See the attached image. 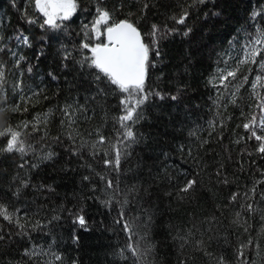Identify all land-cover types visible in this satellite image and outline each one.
I'll list each match as a JSON object with an SVG mask.
<instances>
[{
    "label": "trees",
    "instance_id": "obj_1",
    "mask_svg": "<svg viewBox=\"0 0 264 264\" xmlns=\"http://www.w3.org/2000/svg\"><path fill=\"white\" fill-rule=\"evenodd\" d=\"M145 2L149 8L138 24L142 33H148L153 23L182 31L184 26L175 24L170 17H178L185 8L190 13L187 23L193 31L188 37L175 35L161 42L163 60L149 69L146 88L168 94H176L179 89L181 98L177 105L170 99L160 101L153 97V102L145 106L146 119L136 125L143 138L133 146L129 160L122 164L125 175L121 177V187L140 184L151 193L150 198L132 204L128 212L133 231L138 234L136 238L148 233V242L155 245V252L148 257L152 264H182V261L219 264L221 256L226 264H242L237 259L241 244L247 245L244 249L247 264H264V200L261 199L264 183L257 186L254 198L250 191L257 181H264V155L256 152L258 142L248 139L250 133L243 128L253 115L260 114L252 82L256 75L264 73L259 71L258 63L241 65L236 79L229 78L225 88L219 83L218 71L234 68L243 58L240 49L249 35H255L257 26L264 27V0H215V5H193V0H100V6L113 12L116 22L125 18L137 21ZM76 3L77 11L72 18L63 22L61 29L52 30L40 27L43 18L32 0H0V47L4 48L0 62L5 65L6 80L0 85V92L7 93L10 106L19 101L21 109L12 112L9 107L0 113V131L10 124L22 132L21 138L26 143L37 148L39 145L31 135L39 137L45 128L49 138L59 136L65 146L70 144L67 136L73 130L79 133L77 146L82 140L88 142L81 150L83 158L52 145L58 153L55 162L30 171L18 167L22 162L19 153L0 152V202L10 206L9 212L22 209L21 216L27 213V219H21L26 224V235L19 234L21 230L14 223L0 218V235L4 237L0 240V264H49L50 261L60 264L53 254L61 255L64 264L73 260L78 264H133L130 252L125 251L127 260L118 255L128 243V236L119 228L112 230L118 206L110 213L100 203L101 198H107L101 191L105 182L96 175L105 172L103 153L111 151L118 131H122L118 123L122 94L115 86H109L107 97L89 98L87 112L77 113L79 118L72 128L67 123L61 124L66 118L59 109L66 103H86L84 89L70 85L85 81L89 71L81 69L76 61L82 58V52L90 55L80 45L85 41L84 26L91 25L95 19L97 0H76ZM210 10L221 15L209 16L205 23L204 14ZM129 12L134 15L129 16ZM254 12L259 13L255 21L251 19ZM28 19L37 23L30 24ZM21 34L29 38L31 47L22 41L17 43L15 37ZM9 49L17 53L16 58L20 55L26 58L20 68L15 66L16 58ZM41 50L43 55L37 65L36 55ZM65 51L71 53L72 59L62 62ZM225 61L229 65L227 69ZM29 63L34 65L33 73L24 71L21 76V69H26ZM49 72L55 73L58 81L51 80ZM21 81L23 91L14 88ZM257 92L264 95V87L258 86ZM22 95L26 100L32 98L25 102ZM233 99L235 104L231 103ZM45 114L47 124L39 125V133H32L31 124L28 129L23 128L24 122L42 119ZM210 122L216 124L211 138ZM97 131L108 142L93 150L91 145L99 138ZM7 139L0 137V149ZM205 139L208 143L201 147ZM94 151L98 153L95 157ZM24 159L32 162L34 158L29 153ZM196 160L201 163L197 165ZM89 164L95 171L89 170ZM129 168L131 172L127 171ZM181 169L188 170V178H195L198 183L189 193L177 195L186 183ZM217 171L221 172L219 177ZM18 174L29 178L32 184L51 185L54 191L37 192L29 187L17 198L12 193L20 187V180L15 179ZM86 175L92 176V182L83 180ZM111 175L115 178L114 172ZM169 177L175 179L170 182ZM225 178L227 184L223 183ZM93 183L96 192L92 191ZM233 193L238 194L236 203L229 202ZM245 193L249 194L247 201ZM246 203H253L256 211L242 210L240 206ZM68 210L83 214L89 230L73 225ZM149 214L151 226L146 227ZM53 216L61 218L53 220ZM36 220L47 227L33 231L31 225ZM74 230L78 242L73 241ZM173 236L185 237L189 243L181 249L182 241H174ZM198 240L203 242L200 250L196 246ZM142 247H147V243L142 242ZM26 250L37 254L25 255Z\"/></svg>",
    "mask_w": 264,
    "mask_h": 264
},
{
    "label": "snow or ice",
    "instance_id": "obj_2",
    "mask_svg": "<svg viewBox=\"0 0 264 264\" xmlns=\"http://www.w3.org/2000/svg\"><path fill=\"white\" fill-rule=\"evenodd\" d=\"M34 7L37 13L40 14L43 18V23L40 25L42 29L47 26L48 29L58 30L61 29L63 22L69 21L72 16L77 11L76 0H32ZM140 2V0H137ZM212 3L215 5V0H193V5H207ZM193 5H189L192 7ZM120 7H123L121 3ZM149 8L148 3H144L141 8V16L137 21H132L128 18L121 19L119 22H116L114 19V13L110 12L107 8L100 6V0H97L96 7V16L91 25L84 26V35L85 41L81 43V50H87L88 54L82 52V58L76 63H78L81 69H88L86 73L85 81H77L76 83L71 84V87H81L84 89L86 95L85 105L80 104H65L63 108L59 109L62 115L66 118L61 120V124L64 125L67 123L68 127L72 128L76 124L77 113L87 112L86 104L89 98L95 100L98 96L103 95L107 97L110 91L109 86H115V89L121 93L120 105L121 115L118 118V123L122 131H118L116 137V143L111 145V151H105L103 153L104 167L105 172L99 173L96 175L102 182H105V187L101 189L106 199L101 198L100 203L109 210L111 213L116 209L117 216L114 220L113 229L119 228L120 231L124 232L128 236V243L124 248H121L118 255L123 259L127 260L128 257L125 256V251L131 253L133 258V264H152L148 260V257L155 252V245L148 242V233H145L143 236H139L137 239V233L133 231L132 221L128 218V212L132 210L131 205L143 198H150L151 193L147 188H143L140 184H133L131 187L125 185L121 187V177L125 175V172L122 170V164L126 163L132 155V149L134 145H138L143 138L142 134L136 129V125L140 124L141 121L146 119L145 106L153 102V97L158 98L160 101H165L170 99L172 102H175L177 105L180 101L181 90L178 89L176 94L162 93L154 89L146 88V79L148 77V71L150 68H155L158 63H162L163 57L161 52V42L167 40L170 37L175 35H182L183 37H188L193 31V28L188 26V17L190 15L188 9H184L182 13L177 17L173 15L170 17L175 24L183 25L184 29L181 31L179 28H170L167 24L163 27L153 23L151 25V30L148 33H142L138 27L139 21L144 18L146 15V10ZM259 13H253L251 19L255 21L256 16ZM129 16L134 15V13L129 12ZM220 12L210 10L205 12L204 21H208L209 16L219 17ZM28 23H37L34 19H28ZM17 43L21 41L24 45L31 47L29 38L27 36L17 35L15 37ZM2 40V37H0ZM90 40H94V43H90ZM231 43V42H230ZM4 48L0 47V52H3ZM12 57L16 58L17 53L11 51ZM240 51L243 52V58L238 60V63L234 68L225 72V70H219V83L225 88L228 87L227 81L229 78L236 79L237 73L240 71V66L248 63L257 64L260 72L264 73V27L257 26L255 30V35H249L248 39L245 41L244 45L241 47ZM43 55V50L37 52L36 61L37 65L39 63L40 57ZM155 57V59H153ZM260 58L259 61L257 58ZM25 57L20 55L15 59V66L20 68L21 62L25 61ZM72 59L70 52L65 51L62 57V62ZM67 68V64L63 65ZM229 67L228 62L225 61V69ZM5 65L3 62H0V85H3L5 80ZM34 65L28 64L26 69H21V76H23L24 71L29 75L33 73ZM48 77L53 81H58V77L55 73L49 72ZM215 79V78H214ZM244 81L247 82L248 77L245 76ZM211 82V81H210ZM264 87V75H256L255 80L252 82L253 94L258 99V104L256 105L259 109V115H253L248 122L243 124L245 132L250 133L248 139L258 142L256 152L264 155V95H261L257 92V88ZM23 82H19L14 85V88H19L23 91ZM93 88L95 89L93 91ZM43 91L42 89L40 90ZM36 93H33L35 96ZM235 96V93H233ZM0 104L3 107H0V113L6 111L11 107L12 112H19L20 102L17 101L14 105H9L8 96L6 92H0ZM32 97H27V100H30ZM47 99V96L44 97ZM21 100L27 102L25 96H21ZM231 103L235 104L236 101L233 99ZM27 111V108L23 109ZM48 116L47 114L41 119L40 117L35 118L34 122H24L23 128L28 129L29 125L32 126V133H39L41 131L39 125L41 123L47 124ZM220 127H223L221 123ZM209 138H211L213 132L216 131V124L214 122L209 123ZM194 135V133H190ZM91 135V134H90ZM98 140L92 143L91 147L95 150L99 145H104L107 143L105 136L97 131ZM7 136L6 145L0 149L2 153H19L21 157V163L18 165L20 169H38L41 165L46 163L55 162L58 153L53 150L52 145H57L64 147V150L69 153L71 156H77L83 158V148L87 146V141H81L77 146L76 139L79 136V133L73 130L67 136V140L70 141L68 146L63 144L61 137H52L49 138V134L45 128L43 135L37 137L36 135H31V139L36 142V145H39V148L34 147L31 143H26L21 137L22 132L20 130H14L11 125L6 129L0 131V137ZM243 139V137H241ZM208 143V139H205L201 143V147L204 144ZM239 143V141H237ZM29 153L33 155V161L30 162L27 159H24ZM111 153H114V157ZM95 151L93 156L97 155ZM191 156V152H189ZM197 165L201 163L200 160H196ZM90 171H95L92 166L87 165ZM128 172H131L132 169H127ZM115 173V178L112 177V173ZM186 178V183L180 187V193L187 194L190 191L194 190L198 181L195 178H188L189 172L186 169H181L180 172ZM217 177L221 175V172L217 171ZM15 179L20 180V187L17 188L15 192L12 193L13 196L19 197L23 189L31 187L34 191H41L47 189L49 192H53L54 189L51 185L45 184H32L29 178H21L19 174ZM173 177H169L171 182ZM84 181L92 182V176L86 175L83 177ZM223 183L227 184L228 181L225 178ZM264 183V181H257L256 185L250 190L252 197H255L256 188L259 184ZM92 191L96 192V185L93 183ZM143 194V195H142ZM171 195V193H168ZM244 198L247 201L249 199V194L245 193ZM261 199L264 200V193H261ZM238 200V194L233 193L230 198V203H236ZM9 205H5L0 202V218L5 221H8L10 224L14 223L17 228L21 231L19 234L26 235L24 232L26 227L25 223H21V219H27V213L24 212L23 216L20 213L22 209H16L15 213L9 212ZM241 209L247 211L248 213H253L256 211L253 203L242 204ZM73 216V225H78L79 228L88 231L87 222L85 216L80 213L73 212L68 210ZM83 210L81 209V212ZM241 213L238 212L237 216H240ZM60 216H53V220H59ZM152 217L149 214L148 220L145 222L146 227L151 226ZM32 230H42L47 225L42 224L41 221L36 220L34 224L31 225ZM247 231V229H245ZM191 234V233H190ZM3 235H0V240H3ZM79 237L73 234V241L78 242ZM173 240H181L180 248L183 249L189 241L182 236H173ZM142 242L147 243V247H142ZM252 241H248V245H251ZM197 250H200L203 247L202 241H197ZM247 245L241 244L237 251V259L242 262V264H247V257L245 256L244 249ZM258 247V245H257ZM37 253L33 251H25V255L33 256ZM207 254V253H206ZM54 260L64 264V259L61 255L53 254ZM51 264V261L49 262ZM71 264H78L76 260H73ZM182 264H186V261H182ZM219 264H226L223 256L219 259Z\"/></svg>",
    "mask_w": 264,
    "mask_h": 264
}]
</instances>
